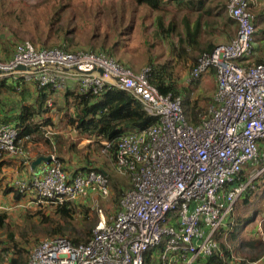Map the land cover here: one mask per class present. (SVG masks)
<instances>
[{"label": "built area", "instance_id": "obj_1", "mask_svg": "<svg viewBox=\"0 0 264 264\" xmlns=\"http://www.w3.org/2000/svg\"><path fill=\"white\" fill-rule=\"evenodd\" d=\"M226 10L237 22L235 35L203 52L185 78L188 84L210 69L215 72L212 103L196 125L187 121L180 95L160 93L149 81L148 65L135 71L101 50L38 47L29 40L18 41L11 55L0 59V78L32 80L54 92L69 81L81 93L115 87L132 93L156 117L117 140L114 167L129 183L119 208L106 213L93 203L99 219L87 243L73 245L64 236L41 239L30 249L27 264H194L220 251L217 232L232 227L236 202L264 170L259 167L264 62L242 63L254 44L255 16L248 0H229ZM22 141L13 122H0V158L16 155L29 168L25 178L12 181L19 193L57 204L109 196L105 172L69 171L54 155L31 168Z\"/></svg>", "mask_w": 264, "mask_h": 264}, {"label": "trees", "instance_id": "obj_2", "mask_svg": "<svg viewBox=\"0 0 264 264\" xmlns=\"http://www.w3.org/2000/svg\"><path fill=\"white\" fill-rule=\"evenodd\" d=\"M228 1L131 0L132 4L137 6H133L130 10V23L124 25V29L118 33L122 36L123 44H126L125 39L135 25L133 14L138 10V6L145 9L143 20L145 18H154L155 34L168 47L170 57L163 61L155 60L153 57L147 59V65L150 67L149 81L160 93L166 94L170 92L173 95L182 97L183 112L187 121L191 124H198L200 115L207 113L208 107L212 103L216 84L215 72L214 69L208 71L212 75L211 79L215 82V84H212L213 93L209 96L192 98L191 94L199 85L200 78L192 79L188 84L181 83L182 77L178 69L183 65L190 68L203 52L211 51L218 44V41H213L211 37V35H215L217 30L222 29L229 33L228 40L235 35L237 22L227 14L228 12H225ZM248 3L250 10L253 12L252 0H248ZM58 5V7L53 6V14L58 17L50 19L45 38L42 39L40 36L38 38L41 43V46L38 47H53L47 45L51 40V36L57 37L58 47L68 49L69 46L74 45L73 40L70 39L73 28L68 25L66 30H64L60 26L62 24L60 13L69 7L70 0L62 1ZM122 6L124 5H121L120 16L124 18L126 10ZM114 12L116 10H113ZM177 16H180V19L177 20ZM254 16L256 25V22H259L264 15L259 12L256 15L254 14ZM233 22L236 23V30L230 36L231 28L229 26ZM55 26L58 29H55ZM147 27L143 26V29L146 30ZM7 29L11 31V34L0 35V50L4 53L12 49L10 44H13V38L18 37L14 30L9 27ZM203 34L205 37H203ZM262 36H264L263 30L256 31L251 53L242 59V63L246 67L264 62V47L259 48L256 46L258 41L263 38ZM122 40H116L112 45L107 46L108 36L104 33L97 50L104 51L107 55L114 57ZM92 49L94 50L95 48ZM122 58L121 56L118 60L123 62ZM68 87H66L64 93L66 104L58 108L61 112L59 122H63L66 126L74 129L79 136L92 139L93 143L108 141L110 143L108 153L112 159L115 158L116 143L121 134L128 131L142 130L156 122V117L147 113L142 102L128 91L110 87L104 88L99 94H90L81 93L74 88ZM53 93L54 91L50 87L39 86L32 80L14 79L9 76L0 78V122L14 123L19 138L23 139L22 144L24 147L30 142L44 139L50 144V148H53L60 141L57 136L45 138L43 134V127L52 124V119L48 115L50 107L47 100L51 98ZM70 104L73 110L68 111ZM90 145L87 146L89 147ZM259 149L264 152L262 147L259 146ZM41 155H46V153L38 152L35 158ZM61 157L58 156V159L63 162L62 160L65 158L62 157V159ZM19 158L16 155L5 154L0 158V167L11 165ZM27 159L30 162L33 160L31 156ZM22 164L27 166L24 163ZM263 165L264 156L259 167ZM78 169H94L107 172L104 169L89 165L76 168L73 171ZM249 169L248 167L243 170V179L247 177ZM107 176L110 188L109 206L111 205L110 208L117 210L121 195L125 188L129 187V184L123 182L122 179L114 178L109 172ZM12 179H8L11 180L8 184L5 181V177H0V196H2L0 200H3L6 195L13 191V202L17 204L27 199V195L19 193L14 188ZM240 198L241 200L238 199L235 205L237 212L240 208L246 210L247 205L251 201L259 203L260 209L256 207L251 214L246 216L237 214L232 228H222L217 232V238L220 239V251L214 252L210 256H200L194 264H235L231 258L232 252L244 255L248 260H255L261 256L264 250V242L259 238L246 240L243 237L241 238V233L245 226L254 220L255 215L261 210V204L264 203V174L257 178L254 181V185ZM30 200L36 201V199L31 198ZM37 203L40 206L38 211L31 212L27 208L24 209L21 214L22 224L13 220L11 213L15 210H0V264H27L30 249L41 240L40 238L36 241L41 236L42 239L64 236L73 245L87 243L99 219L98 214L89 204L73 201H65L61 204ZM225 234L227 235L226 240L229 246L223 240ZM158 249L159 247L153 248L152 251L146 253V256L154 254Z\"/></svg>", "mask_w": 264, "mask_h": 264}, {"label": "rangeland", "instance_id": "obj_3", "mask_svg": "<svg viewBox=\"0 0 264 264\" xmlns=\"http://www.w3.org/2000/svg\"><path fill=\"white\" fill-rule=\"evenodd\" d=\"M62 1L64 2L66 0L0 1V35L11 34V31L8 30L7 27L16 32L19 38L17 36L16 38H13V44H10L12 49L15 44L21 40H29L35 45L41 46L38 38L39 36L42 39L45 38V34L48 30V22L50 19L52 20L58 17L53 14V6L58 7V4ZM254 1L255 4H252L253 13L256 15L261 12L264 15V0ZM121 5H124L122 8L126 10L124 18L120 16V11L122 10ZM133 6L137 5L132 4L131 0H70L69 7L60 13V18L62 19V24H60V26L63 27L64 30H66L68 25L73 28L70 39L73 40L74 45L69 46L67 50H93L92 48L97 50L104 33L108 36L107 46L112 45L116 40H122V36L118 33L124 29V25L130 23V10ZM137 8L138 10L135 14H133V21L135 25L133 26L129 36L125 39V48L122 40L120 47H118V52L114 54V57L117 59L122 56V61L135 71H138L144 65H147V59L149 57H153L155 60L159 61H163L164 59L170 57L168 47L162 43L160 38L155 34V27L153 25L154 18H145L143 20L142 18L145 14V9L141 6H138ZM112 9L116 10V12L113 13ZM178 19H180V16H177V20ZM256 24L259 26V30L264 28V16L263 18L261 17L259 22H256ZM143 26L148 27L144 30ZM55 29H58L57 26H55ZM216 34H219V31H216L215 35ZM203 37H205L204 34ZM211 37L214 39L213 35H211ZM58 43L57 37L55 38L54 36H51V40L47 45L57 46L59 45ZM3 53L4 52L0 50V57ZM178 70L182 77L180 82L185 83V78L187 77L189 68L183 65ZM207 76L208 75L205 74L199 79V85L191 94L192 98H195L196 96H209L213 93L214 88H212V84H215V82L211 79L212 75H209L210 81L208 82V78H206ZM67 86H69L68 88H71L73 85L67 84ZM65 90L66 88L63 91H57L52 94L50 98V110L48 113L52 119V124L43 127V134L45 138L57 136V138H60V141L56 144V147L54 146L53 148H50V144L44 139L26 144L25 147H23L27 153V158L37 155L38 152L46 153V155L43 156L54 155L57 158L58 156H62L65 159L61 157L63 159V162L61 163L69 171H73L76 168L85 167L87 165L100 169L104 168L114 178L122 179L123 182L128 183L127 176L119 173L115 169L114 159H112L109 155L108 149L105 147V141L93 143L92 139L79 136L74 129L66 126L63 122H59L61 112L58 108L63 107L66 104L64 101ZM69 110H73L71 104L68 107V111ZM89 144L91 145L88 147L87 145ZM22 163V158H19L11 165L0 167V177H5V181L8 184L11 181L8 180L9 178H25L28 175V166H24ZM262 174H264V170L259 174L258 178ZM8 196H13V191H11ZM0 198H2V196H0ZM26 198L27 199L20 201L17 204L11 201V199L10 205L7 202L0 203L2 206L0 210H7L13 207L11 210H15L11 213L13 220L17 221L16 223L22 224L23 221L21 220V214L24 209L27 208L31 212H35L40 208L36 201L31 202L28 196H26ZM109 199L110 194L104 199L87 196L80 197L76 203L80 202L89 204L96 212L93 207V203L97 202L106 213H112L115 210H113L112 207L110 208L111 205L109 206ZM239 200H241V198H239ZM239 207L241 206L239 205ZM256 207L260 209V204L255 203V201H251L247 205L246 210H244V208H240L238 212L234 210L233 225L235 224L237 214L246 216L251 214ZM241 235V238L243 237L246 240L259 238L264 242V203L261 204L260 212L255 215V218L251 223L245 226ZM226 236V234L223 236V240L226 245L229 246ZM40 238L42 239V236L38 237L36 241ZM231 254V258L234 260L235 264H251L254 261H258V264H264V250L261 256L255 260H248V258H245L246 256L236 252H232Z\"/></svg>", "mask_w": 264, "mask_h": 264}, {"label": "crops", "instance_id": "obj_4", "mask_svg": "<svg viewBox=\"0 0 264 264\" xmlns=\"http://www.w3.org/2000/svg\"><path fill=\"white\" fill-rule=\"evenodd\" d=\"M257 1V0H256ZM252 4H255V1L254 0H252ZM225 12H227V10L225 11ZM228 14V13H227ZM255 20V19H254ZM256 26H257V31H260L259 30V26L256 24ZM230 28V30H231V33H230V36L231 35H233L234 33H235V30H236V23L235 22H233V23H231L230 24V26H229ZM261 30H263L264 31V28H262ZM217 31H219V34H216V35H214V39H213V41H216V40H218V43H222V42H225V41H228V38H229V33H227V32H225V31H223L222 29H219V30H217ZM258 36H259V34H257ZM256 35V36H257ZM263 37V38H262ZM261 38V40H259L258 41V45L256 44V46H258L259 48H262V47H264V36H262ZM11 53H12V49L9 51V52H5V53H3L2 55H1V57H0V59L1 60H4V59H6V57H9L10 55H11ZM9 55V56H8ZM206 75H208L206 78H208V82L210 81L209 80V75H210V73H208V74H206ZM205 78V79H206ZM73 85L71 88H74V89H76L77 90V87H76V85H75V83L74 82H72V81H69L68 82V85ZM259 146L260 147H262V149H264V141H260L259 142ZM33 160H34V158H35V156H32L31 157ZM37 158V157H36ZM102 169H104V168H102ZM104 170H106V169H104ZM28 171H29V168H28ZM106 174H108V171L107 172H105ZM14 179H16L15 177H13V179H12V181L14 180ZM10 194V193H9ZM10 199H11V201H13V196H8V195H6V197L3 199V200H0L1 202L0 203H5V202H7V203H9V205L11 204V201H10ZM100 202H102V201H100ZM13 208V207H12ZM12 208H10V209H12Z\"/></svg>", "mask_w": 264, "mask_h": 264}, {"label": "water", "instance_id": "obj_5", "mask_svg": "<svg viewBox=\"0 0 264 264\" xmlns=\"http://www.w3.org/2000/svg\"><path fill=\"white\" fill-rule=\"evenodd\" d=\"M16 69H19V70H27L28 68L25 67V66H23V65H18L16 67ZM99 71L102 72L101 69H99ZM49 160H50V155H48V156L41 155V156H38L37 158H35L33 161H31L30 166H31V168H34L35 166H37L38 164H40L42 161L47 162Z\"/></svg>", "mask_w": 264, "mask_h": 264}]
</instances>
